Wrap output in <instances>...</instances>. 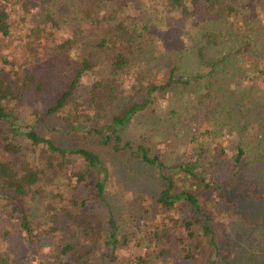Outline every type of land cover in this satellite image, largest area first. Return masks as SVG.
Wrapping results in <instances>:
<instances>
[{"label": "trees", "instance_id": "16d2710c", "mask_svg": "<svg viewBox=\"0 0 264 264\" xmlns=\"http://www.w3.org/2000/svg\"><path fill=\"white\" fill-rule=\"evenodd\" d=\"M0 39V264H264V0H0Z\"/></svg>", "mask_w": 264, "mask_h": 264}, {"label": "rangeland", "instance_id": "374dc122", "mask_svg": "<svg viewBox=\"0 0 264 264\" xmlns=\"http://www.w3.org/2000/svg\"><path fill=\"white\" fill-rule=\"evenodd\" d=\"M67 37V34L64 32H60L58 35V38L61 39H65ZM0 51L1 53H3L6 57H8L10 60L11 59H16L19 61H22L23 58V48L21 46V44H14V43H10L9 41H2L0 39ZM88 81V80H87ZM61 86L58 87V85H55L53 87H51L50 89V101L53 100L55 97H57L61 91ZM168 102H164V105L166 106ZM140 128V126L138 125H133V127L127 132L125 138L127 139L128 136L132 137L133 139H138V129ZM55 140V142H57V145L61 146V145H65V146H72V147H83L86 149H90L91 151L99 154L104 161L108 164V166L117 171L118 173L121 171V168L123 167V165L125 164V157L120 156V155H113L109 152V150L103 146H99L95 141L91 140L88 136H84L83 133H74L70 136H68L67 138H59V137H54L53 138ZM173 139V138H172ZM174 140V139H173ZM221 142L223 143L224 147H227V154H226V158H225V162H228L229 160L232 159L234 153H236L235 150V144H237V142H233V140L231 138L225 137L223 139H221ZM180 140H174V145L175 144H179ZM173 145V146H174ZM165 147V143H161L159 144V146H154V152H160V149H164ZM248 161V159H247ZM246 161V162H247ZM222 161L221 163V167L225 168V166L227 165V163H225ZM247 164V163H246ZM245 164V165H246ZM116 177V176H115ZM120 178L123 181V183H130L128 181L127 178L128 174H123L120 173ZM119 180V176L115 178L114 182H112L111 184V189H113V191H116L119 193L120 192H124V195L127 199H129L134 191H139L137 198H142L144 197V195L146 193L153 195V193L157 194L158 193V189H160V186H158L156 189H152V188H148V186L145 184L144 186L140 185V183L138 182L137 184L133 185L130 183V185H126V184H119V182L117 180ZM248 194L246 191H241L238 193H234L233 195L230 196V200L231 201H236V200H241L244 201L246 204H244L241 208L242 214L245 217H249L252 213V209L248 210ZM181 211V210H180ZM180 211H176L172 214V216H176L180 213ZM164 214V213H161ZM163 218L162 215H160V219ZM155 220L157 221V217L155 216ZM232 229V228H231ZM260 234H262V231H259ZM230 235L233 238V242L235 244V246L237 247H241V249H247L248 248V239H250L251 241L253 240H258L261 238V236L263 237V235L259 236V233H251L248 231V228H241V225L237 226L236 228L232 229V233H230ZM259 236V237H258ZM239 255H236V258Z\"/></svg>", "mask_w": 264, "mask_h": 264}]
</instances>
